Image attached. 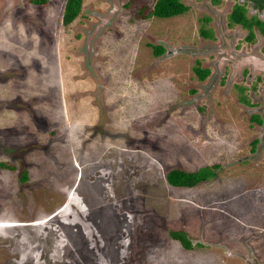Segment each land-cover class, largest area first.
I'll return each mask as SVG.
<instances>
[{"label":"rangeland","instance_id":"rangeland-1","mask_svg":"<svg viewBox=\"0 0 264 264\" xmlns=\"http://www.w3.org/2000/svg\"><path fill=\"white\" fill-rule=\"evenodd\" d=\"M1 1L0 264H264V138L250 154L260 129L218 83L201 9L181 0L183 16L154 25L129 2L87 57L110 0H81L65 27V0ZM212 165L194 188L165 181Z\"/></svg>","mask_w":264,"mask_h":264},{"label":"flooded vegetation","instance_id":"flooded-vegetation-1","mask_svg":"<svg viewBox=\"0 0 264 264\" xmlns=\"http://www.w3.org/2000/svg\"><path fill=\"white\" fill-rule=\"evenodd\" d=\"M157 1L126 0L125 3L120 4L119 0H110L108 12L114 5L116 12H118L119 9L127 10L126 7L129 2L131 4H139L136 9V12L142 15L139 21L147 22L148 24L153 22L156 25V19H179L187 11V7L181 3V0H177L178 3L186 7V11L176 16L160 18L153 13ZM190 1L193 4V9H201V12L204 13L203 15H206L196 20L198 36L201 42H206L204 52L218 54V56L210 59L211 62L215 61L216 74L219 77L218 83H220L222 78H227V83H231V87L234 88L237 94V103L248 114L246 118L248 125L260 129V137L254 138L249 142L251 146L248 152L256 154L264 138V0ZM26 2L30 4L29 1ZM65 2L66 0L63 3L62 13ZM1 3L3 4L4 2L1 1ZM45 3L46 0H43L38 5ZM81 4L82 1L80 0V10ZM220 14L221 17L218 18L217 16ZM164 24H166V21L160 23L158 28L161 29V26ZM200 31L205 32L206 35L201 36ZM227 34L228 36H225ZM228 42L230 43L229 50L227 48ZM148 45L152 51L151 54L155 58L161 57L165 52L161 46ZM157 47L162 49L159 56L154 55ZM247 49H249V52ZM196 64L199 67L196 62L195 67ZM225 72H228L227 75H225ZM209 75L210 72L208 73Z\"/></svg>","mask_w":264,"mask_h":264},{"label":"trees","instance_id":"trees-1","mask_svg":"<svg viewBox=\"0 0 264 264\" xmlns=\"http://www.w3.org/2000/svg\"><path fill=\"white\" fill-rule=\"evenodd\" d=\"M186 11V7L178 3L177 0H158L155 4L153 13L160 18H168L182 14ZM80 12V0H66L63 13L61 16L62 25L68 26ZM200 35H206L205 32L200 31ZM162 52L160 47L155 49L154 55L159 56ZM193 73L198 81H203L208 76V70L200 69L197 64L193 68ZM1 168L13 170L12 167L0 164ZM217 168V165L211 167H202L196 171L187 172L179 168L169 170L165 175L166 183L174 188L191 189L200 183L206 182L214 178L215 173L213 170ZM27 174L25 171H21L20 180L25 181ZM168 236L171 240L177 242L183 250L189 251L192 245L183 231H169Z\"/></svg>","mask_w":264,"mask_h":264},{"label":"water","instance_id":"water-1","mask_svg":"<svg viewBox=\"0 0 264 264\" xmlns=\"http://www.w3.org/2000/svg\"><path fill=\"white\" fill-rule=\"evenodd\" d=\"M116 12V7L115 5L112 7V9L104 16H102L99 19L98 24L93 28L91 32L88 33V36L86 38V41L84 42V51L86 56H90L91 54V47H92V41L95 39V37L98 35L100 32L101 28L106 25V23L111 20L113 17L114 13Z\"/></svg>","mask_w":264,"mask_h":264},{"label":"bare ground","instance_id":"bare-ground-1","mask_svg":"<svg viewBox=\"0 0 264 264\" xmlns=\"http://www.w3.org/2000/svg\"><path fill=\"white\" fill-rule=\"evenodd\" d=\"M61 249V248H60Z\"/></svg>","mask_w":264,"mask_h":264}]
</instances>
